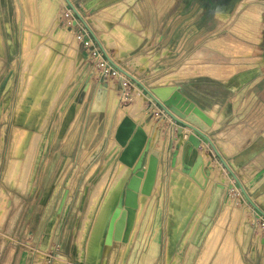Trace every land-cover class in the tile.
<instances>
[{"label": "rangeland", "instance_id": "374dc122", "mask_svg": "<svg viewBox=\"0 0 264 264\" xmlns=\"http://www.w3.org/2000/svg\"><path fill=\"white\" fill-rule=\"evenodd\" d=\"M52 1L55 6L41 23L42 14L37 0H0V244L18 246L13 261L16 263L26 258L33 264H38L37 260H41L40 264H195L206 230L210 224L217 221L219 214L224 212L229 203L230 208L224 225L226 232L232 223V214L235 210H240L241 217L238 216L234 229L231 230L234 236V248L240 260L243 264H264V243L261 242L264 235V206L259 203L261 199H257L256 195L253 196L255 192L252 179H248L252 174L251 169L236 171L228 163L227 159L230 158L221 155L216 147L219 141H225L224 136L227 134L234 139L238 134L246 137L255 134V131L248 128L250 126L247 123L244 124V130H239L243 134L238 133L235 126H229L228 130L225 127L218 128L214 132L217 137L211 142L237 176L249 199L208 143V151L200 154L218 162L228 180L232 181L229 186L234 187L230 190L217 189L214 180L208 181L204 191L206 195L203 196L201 193L192 208V213L190 212L191 215L175 238L172 228L173 219L175 216H184L186 212L181 205L173 202L182 160L178 161L177 158L175 166H172L169 151L165 156H159L152 193L148 196L139 195L142 196V201L138 202L136 220L130 234L131 240L129 237V243L126 242L128 245L124 247L125 243L121 241L125 215H121L122 210H119L116 204L119 194L126 186L129 173L120 183L118 197L110 211L109 219L106 220L107 228L99 233L92 252L90 240L93 230L87 231V227L94 221L96 224L102 217L99 215L105 208L103 206L105 189L118 164L113 165L119 151L113 136L115 125L119 118L128 115L126 113H130L136 119L140 117V109L146 104H150L153 108L149 119L156 118L157 110L164 112L146 89L155 88L154 85L170 80L173 66L165 64V70L156 75L157 72H153L155 62L149 66L146 56L138 54V50L132 52L122 62L113 60L107 47L111 43L118 50L123 47V44L114 41L112 33L115 30H108L113 16L110 10L113 7L92 13L86 6L81 7L84 5L81 0H71L70 4L67 0ZM233 1L221 0V3L228 4V12L226 11L228 16L224 19L234 18L228 26H238L243 21L250 28L237 30L235 27L233 30L230 29L233 32L229 31L222 36L231 37L236 33L241 35L243 32L244 37L250 36L253 42H260L259 52H254L253 56L244 62V66L260 67L263 70L258 89L261 99L264 100V0ZM230 3H234L233 6H229ZM252 7L255 8L253 12H251ZM237 10L238 13H235ZM71 18L75 19L74 22H70ZM95 19L100 20L102 22L100 25L104 24L105 27L94 28L92 21ZM212 20H215L214 12ZM252 22H255L254 26L250 24ZM63 28L70 32L69 38L58 34V30ZM87 28L93 32L89 34L92 44L120 72L123 70L129 72L128 69L134 68L139 70L137 75L131 73L136 82L128 78V83L122 87L117 81V75L111 77L100 75L99 68L88 56L84 39L80 37L81 31L88 30ZM29 31L32 41L25 43L26 35H30ZM96 38L107 42L104 43L106 49L98 44ZM118 40L124 39L118 37ZM34 45L37 47L35 48ZM101 48L105 50L106 55ZM42 50H49L61 60L72 59L71 70L74 75L56 97L41 128L29 129L32 134L35 133L32 135L34 139L38 136L37 140L31 138L34 142H32L34 150H31L30 139V143L23 146L21 154L15 157L13 149L16 136L20 130L30 127L19 118L17 113L20 94L25 91L27 86L25 82L30 69ZM125 53L127 55L128 52ZM123 63L125 66L122 65ZM146 71H151V75L147 76ZM96 77H99L97 88L106 84V88H112L115 93L109 109L106 107L107 109L102 112L90 111L92 94L96 86L91 87L90 79L92 81ZM87 85L88 91L84 89ZM137 93L141 95H136ZM250 111L251 109L245 108V115L248 116ZM257 128L259 127H255V130ZM175 132V129H170L169 133L173 135ZM170 143H175V140L171 139ZM28 148L33 152L32 154ZM28 157L29 160L31 159L28 161L30 163H27ZM11 161L17 162L14 174H8ZM239 176H242L245 184ZM200 179L203 181L202 178ZM64 190H67V196L61 212H57ZM212 197L214 198L211 199ZM211 200L214 203L209 205ZM207 208L211 212L207 224L204 225L205 231L203 230L198 240L194 241L196 247L193 248L189 243L191 233L197 224L201 225L202 215ZM61 216H73V218L77 216L80 221L85 220L83 221L85 229L81 232H73V228L64 229L60 234L58 226ZM186 217L187 215L184 216V220ZM50 220L53 221L52 224L46 225L44 229V224H49ZM70 226H73V221ZM216 253L210 256L206 264H212Z\"/></svg>", "mask_w": 264, "mask_h": 264}, {"label": "crops", "instance_id": "0c3cea01", "mask_svg": "<svg viewBox=\"0 0 264 264\" xmlns=\"http://www.w3.org/2000/svg\"><path fill=\"white\" fill-rule=\"evenodd\" d=\"M50 1L55 6L54 2ZM81 1L84 4L81 7L85 8L86 6L92 13L113 7L110 10L111 16H113L108 30H115L112 33L114 41L123 44L121 51L113 43L107 47L113 60L122 62L132 52L138 50V54L146 56L149 66L155 62L153 72H157L156 75L165 70V64L173 66L170 80L167 79L154 86H180V92L186 99L195 103L210 117L212 123L205 134L212 142L214 137H217L214 132L218 128L225 127L228 130L229 126H235L238 133L243 134L239 130H244V124L247 123L250 126L248 128L255 131L252 136L249 134L246 137L238 134L235 139L227 134L224 136L225 141H219L216 147L221 155L230 158V160L227 159L228 163L236 171L251 169L252 174L248 179H252L251 183L255 192H253V196L256 195L257 199H261V202H258L264 206V100L261 99L258 89L259 78L263 75V70L260 67L244 66V62L248 61L254 52H259L260 42H253L250 36L249 38L244 37L243 32L241 35L236 33L231 37L222 36L229 31L233 32L231 30L235 27L240 30L242 28L249 29L250 26L243 21L238 26H228L234 18L224 19L228 16V4L221 3V0ZM233 4L230 3L229 6H233ZM96 7L100 8L94 9ZM252 9L251 12L255 11L254 7ZM213 12L215 20H212ZM235 13H238V10ZM100 23L102 22L98 19L92 21L94 28L105 27ZM250 24L254 26L255 22ZM118 37H123L124 40H118ZM97 41L105 48L106 41L98 39ZM124 51L128 52L127 55ZM122 65L125 66V63ZM136 69H128L130 72H126L128 78L134 79L131 73L137 75L139 70ZM146 75H151V71H146ZM98 79L99 77L92 81L90 79L91 87L96 85L95 90L98 86ZM134 82H136L135 79ZM84 89L88 91V85ZM245 108L251 109L248 116L244 113ZM152 111L151 105L146 104L140 109L141 114L137 119L130 113H126L128 115L122 117L129 116L133 122L143 128L150 148L157 149L160 157L170 151L171 157L173 152H177L176 160L177 158L178 161L182 160L184 141L193 131L184 127L180 133L179 123L162 111L157 110L156 118L149 119ZM122 117L118 119L114 132ZM255 127L259 128L255 130ZM170 129H175L176 134L170 135ZM226 133L228 132L226 131ZM171 139L175 140V143L171 144ZM187 146L190 152L194 150L190 144ZM224 147L227 148V152L224 151ZM208 148V142L202 140L196 151L197 156L200 157L201 168L208 167L210 170V167H213L210 180L219 182L214 176L215 169H218L220 175L226 180L225 185L232 184L218 162L200 154L208 151ZM208 162L210 165H207ZM116 163H119L117 159L113 165ZM187 164L190 165V163ZM197 172L198 177L206 181L200 169ZM239 177L242 179V176ZM241 181L244 183L243 179ZM69 220L73 221V226H70L72 221L69 222ZM83 221L85 222V220ZM83 221H80L77 216L75 218L61 216L60 226H58L59 233L61 234L64 229L72 228L73 232H81L85 229ZM46 225L48 223L44 224V229ZM94 225L95 221L91 226L88 225L87 231H92ZM105 228L107 227H104V230ZM17 251L18 246L15 244L12 246L0 244V264H33L25 257L15 263L13 258Z\"/></svg>", "mask_w": 264, "mask_h": 264}, {"label": "bare ground", "instance_id": "6f19581e", "mask_svg": "<svg viewBox=\"0 0 264 264\" xmlns=\"http://www.w3.org/2000/svg\"><path fill=\"white\" fill-rule=\"evenodd\" d=\"M67 1L70 2V0H67ZM37 4H38L39 11L42 14L40 22L43 23L44 20L46 19V17H48L50 15V13L52 12L54 5L50 0H37ZM24 26H23V28H24ZM25 28H26V26H25ZM29 29L32 30L31 28H29ZM23 31H25V30H23ZM58 31H59V33H58L59 35L64 36L66 38L70 37V32H68L66 29L63 28V29H59ZM23 33H25V32H23ZM28 34H30V35H26L25 43L32 41V37H30L31 36L30 31ZM36 47L37 46H35V48ZM38 47H39V45H38ZM43 49H45V48H43ZM24 50H26V49H24ZM32 50H34V49H32ZM36 51H37V49H36ZM42 51L43 52L39 53L37 58L34 60L33 65L30 69V73L28 74L27 82H25V84L27 83V86L24 84V86H26L25 91H22V93L20 94L17 113L19 115V118L23 122H25L26 125H28L30 127H26L25 128L26 130L25 129L20 130L19 134H17L16 139H15L16 143H15V145L13 144L14 149L12 148L13 154L15 157L21 154V152L23 151V149H22L23 146L26 145L30 141L31 138L33 140H35L38 137V136H36V138L34 139V136H32V135L33 134L35 135V133L32 134V132L29 131V129L31 127L32 128H39V129L41 128V126L45 122V119H46L52 105L55 102L56 97L62 91V89L64 88L66 83L69 81V79L74 75L73 71L71 70L72 69L71 68L72 59L68 58L66 60H64V59L61 60V59H59L58 56L52 55L51 54L52 52H49V50L48 51L42 50ZM32 52L30 49V53H32ZM34 53H36V52H34ZM32 55H33L32 57H34V54H32ZM106 82H108V81H106ZM107 86H108V83H107ZM136 95H141V94L137 93ZM114 97H115L114 90L112 88H107L106 102H107V108L108 109H109L110 105L112 104ZM22 127H21V129H22ZM32 139H31V143L30 142L29 143L31 144V150H34L32 147L33 146V144H32L33 140ZM28 150H29V148H28ZM28 150H26V151H28ZM31 150H29V151H31ZM193 151L194 150H192L190 152L189 147L186 146L185 152L183 153L184 161L186 163H190L191 165H193L196 162V160H197L196 157H198L197 156L198 154H196V152L195 151L193 152ZM224 151L227 152L226 147H224ZM32 153L33 152L31 151V154ZM29 155H30V152H29ZM29 157H28L27 163H30V162H28L31 160V159L29 160ZM26 165H28V164H26ZM16 168H17V162L11 161L9 168H8V174H14ZM211 170L212 171L214 170L213 167H210V174L204 183L198 177L197 171H195V173H194L195 179H193L192 177H190L186 173H183L180 171L181 174L182 173L183 174L182 175L180 174L179 179L176 181L174 198H173L174 201L173 202H175L177 205H181L183 210H185V212H186V214L184 216L187 215V217L185 220H184V216H182V217L175 216V218L173 219L174 224L172 225V228L174 229V232H175V238L178 235V231H180V229L183 228L188 217L191 215V213L193 211L192 208L196 205L198 198L201 196V193L203 194V196L206 193L204 191H205V188L208 184V181H210ZM128 172H129V169L126 166L124 167L121 163H118L114 168L113 175H112V177H111V179H110V181H109V183L105 189V198L103 200L104 201L103 206L105 208H103L101 210V213L99 215L102 217H100L98 219V222L95 224L94 229H93V233L91 236L90 249L92 250V252H94L93 249H95L94 247L96 246V241L98 239L97 237H98L99 233L102 232V230L104 229L105 224H106V220L110 214L112 207L114 206V204L116 202V199L118 197V190L120 187V183L124 180V178L126 177ZM214 174H215L214 176L216 177V180L219 181V182L215 181V183L222 185L223 186L222 189H225V190L229 189L230 190L233 188V185H232V188H228V186L230 184H228L227 186L225 185L226 180L224 179V177H221L218 169H215ZM17 176H18V174H17ZM22 176H23V174H22ZM13 183H15V182H13ZM22 185H24V184H22ZM1 197H2V195H1ZM141 198H142V196H139V201H138L139 203H140V201H142ZM229 205L230 204L227 203V206L224 209V212L222 214H219L220 216H218L219 218L216 219L217 221L210 224V226L206 230V233L204 235V240H203V243L201 246V250H200L199 255L195 261V264H206L208 259L210 258V256L214 252H217V253L215 255V259L213 260L212 264H243V262L240 260V258L238 256L236 249L234 248V236H233V233L231 231L234 229V226L237 222L238 216H240V210L239 209L235 210V213L232 214L233 220H232L231 225H229V229H227L228 230L227 232L225 231V227H224V225L226 224V215H227V212L230 208ZM5 210H4V212H5ZM119 210H122L121 215L124 216L125 215L124 209L119 208ZM192 226H193V224H192ZM189 228H191V227H189ZM202 232H203L202 226L200 225L198 228L196 226L193 233H191V237H190L191 241L189 243H190L191 247H193V248L196 247L195 243H193V240L196 242V240H198V238L201 236ZM130 240H131V237H130ZM128 243H125L124 247H126L128 245ZM190 246H189V248H190ZM189 248L188 249L186 248V249L189 250ZM186 254H187V252H186ZM113 259H114V253H113ZM113 259H112V261H113ZM37 263L40 264L41 260H37Z\"/></svg>", "mask_w": 264, "mask_h": 264}, {"label": "water", "instance_id": "95a60500", "mask_svg": "<svg viewBox=\"0 0 264 264\" xmlns=\"http://www.w3.org/2000/svg\"><path fill=\"white\" fill-rule=\"evenodd\" d=\"M70 4V2H69ZM148 94L153 98L158 106H160L166 114L179 123V132L183 131V127L189 128L193 133L187 136V139L183 144V153L185 152L186 146L191 145L196 152L201 144V139L206 140L214 150L216 156L219 158L223 166L232 175L234 180L237 182L241 191L248 198L245 190L240 183L237 176L233 173L229 165L220 156L217 149L205 134L211 125V119L207 114L201 110L195 103L188 101L186 97L180 92V86H159L151 89H146ZM107 90L106 84L96 88L91 104V112H102L107 109ZM197 135H196V134ZM114 140L118 144L120 150L117 154V160L122 165L129 169V175L126 180V186L121 191L116 206L120 209H124L125 218L124 226L121 234V241L126 243L129 241L131 231L136 217V210L138 208V197L139 194L143 196L150 195L152 187L155 183L157 175V165L159 159V151L157 149H151L149 140L143 130V128L133 122L129 116H124L116 126L114 132ZM177 152H173L171 158V165L175 166ZM184 157V155H182ZM182 157L181 172L186 173L193 179H195L194 173L200 169L204 178L210 174L208 168H201L200 157H197L196 162L193 165H189L184 162ZM210 162L207 163L209 165ZM217 189H222L223 186L216 184ZM231 188V186H229ZM67 196V190H64L62 198L60 200L57 212H61L63 203ZM212 197L211 199H213ZM214 201H210L209 205L213 204ZM210 209L207 208L201 218L202 231L204 225L208 222V215H210ZM50 220L48 226L52 224ZM200 224H197V228ZM46 240V239H45ZM44 240V241H45ZM264 243V235L261 240ZM194 243V240H193Z\"/></svg>", "mask_w": 264, "mask_h": 264}, {"label": "built area", "instance_id": "2783aa9c", "mask_svg": "<svg viewBox=\"0 0 264 264\" xmlns=\"http://www.w3.org/2000/svg\"><path fill=\"white\" fill-rule=\"evenodd\" d=\"M74 18H71L70 22H74ZM81 31V38L84 39L83 42L86 45V51L88 56L92 59V62L97 68H99L100 75L102 77L108 76H118V81L121 83V86L124 87L128 83V77L125 75L126 72H120L119 69L112 64L109 60L105 59L102 55V52L92 44V40L89 37V34H93L92 30ZM105 54V50L101 48ZM106 55V54H105Z\"/></svg>", "mask_w": 264, "mask_h": 264}]
</instances>
